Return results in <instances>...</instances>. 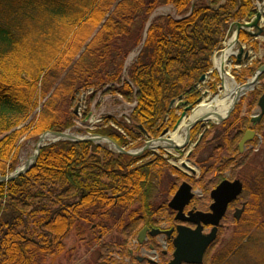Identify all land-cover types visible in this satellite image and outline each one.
Wrapping results in <instances>:
<instances>
[{
  "label": "trees",
  "instance_id": "16d2710c",
  "mask_svg": "<svg viewBox=\"0 0 264 264\" xmlns=\"http://www.w3.org/2000/svg\"><path fill=\"white\" fill-rule=\"evenodd\" d=\"M255 1L0 0V176L17 167L21 139L72 128L77 97L89 89L91 98L101 93L135 103L129 125L104 117L93 132L125 150L173 129L178 111L201 99L197 85L209 74L229 25L253 18ZM166 6L173 16L149 21ZM239 40L257 49L247 33L240 32ZM262 64L254 62L235 80L242 83ZM209 76L215 94L220 80L215 72ZM240 111L239 105L218 128L224 144L217 148V171L241 165L237 143L249 118ZM198 133L194 128L192 138ZM163 155L113 154L89 142L41 148L27 173L0 183V264H41L62 253L69 235L81 237L91 225L102 236L110 230L135 235L152 211L159 173L181 175L168 165L172 157ZM244 196L239 238L203 264H226L243 258L251 243L263 244L258 237L264 236V176L251 186L245 182Z\"/></svg>",
  "mask_w": 264,
  "mask_h": 264
},
{
  "label": "rangeland",
  "instance_id": "374dc122",
  "mask_svg": "<svg viewBox=\"0 0 264 264\" xmlns=\"http://www.w3.org/2000/svg\"><path fill=\"white\" fill-rule=\"evenodd\" d=\"M259 6V9L264 12V5L262 4H255V6ZM173 9L171 7H164L161 9H158L156 12L152 14L150 19H154L158 16H173ZM264 18V16H263ZM247 22V21H244ZM262 26H264V23H262ZM253 33H256L254 30H249ZM231 33V32H230ZM230 33L226 35L225 41L229 38ZM258 42V51L254 52L252 51V47L248 44L243 45L245 46V51H248L249 58H251V61H261L264 63V33H262L261 36L256 37L254 39ZM225 41L223 43V49L225 48ZM239 45H237V49L239 48ZM137 50V49H136ZM136 50L128 56L126 59L125 65L128 66L130 62L135 57ZM222 51V50H221ZM220 52V51H219ZM217 52L216 54H218ZM213 61V59H212ZM244 70V68H241L239 66H234V64H231L230 69H226V71L229 73L230 77L233 78L235 81V78L238 77L241 72ZM209 82L212 80L211 77L208 75ZM211 79V80H210ZM250 78L247 80H244L241 82H236V84H244L246 83ZM221 83V82H220ZM255 92L256 91H264V80H260V83L255 86ZM222 86L221 84L218 86V92L221 93ZM261 91V92H262ZM203 99L202 100H210L214 97V95L207 94L206 92H203ZM258 93V94H259ZM254 99V101H253ZM257 95H252L251 92H247V94L242 97L239 101L241 102V117L250 118L251 116H255V114L258 112L257 106ZM42 103V102H41ZM131 110L130 106H127V104L121 103L116 98H110V97H103L101 98L100 102L97 103L92 112L91 115H96V117H113L117 120L124 119L126 116L129 115V112ZM39 112V109H37L31 116L30 120H32L36 114ZM180 116V112L177 113ZM190 113L187 114V118H189ZM240 116V115H239ZM75 127L73 128V132L77 133L76 131H82L83 127L85 125H89V121H80L76 119L75 121ZM260 127L257 129L256 134L258 138H254V141H252L250 144H248L247 149L241 157L242 163L241 165L237 167H232L231 169L217 171L213 167L214 162L216 161L217 154V148L222 146L224 144L223 139L221 138L222 133L219 132L218 128H215V130H210L205 137H203L199 143L194 147L195 140L192 136L190 137V141L187 145L182 147L180 153H176L173 150H166L169 152L176 161L169 160V164H175L179 167L180 163H185L187 166H189L191 169L194 170L195 173H190L182 170L187 174L186 175H178L173 176L172 172L168 169L164 173H159L158 180L156 182V189L155 193L152 195V201H151V208L153 211L160 210L159 208L162 207V209H167V203L171 199V195L173 194L174 190L177 189V187L182 182L189 183L193 189L197 190L199 200L196 203V208L198 210H204L206 206H208L209 201V191L214 188L217 183L220 181L221 178H224V180H240L241 182L248 183L250 186L252 185V181L254 182V179L256 178V181L259 180L262 176H264V118L260 121L258 124ZM249 126V125H248ZM98 127V126H97ZM218 127V126H217ZM78 133V134H82ZM201 133V131L199 132ZM234 134L232 133V136ZM37 137H25L21 139L20 146L18 149V165H22L24 162L29 160V158L32 156L34 150H35V144L37 142ZM106 146H104L105 148ZM191 155L188 157L187 154L191 152ZM166 156V155H165ZM164 156V157H165ZM223 156V155H222ZM224 158V157H223ZM202 169L205 170V172H202ZM257 176V177H256ZM172 190V191H171ZM171 191V193H170ZM251 192H254L255 190H250ZM244 198V196H243ZM245 199V198H244ZM246 200V199H245ZM165 210V209H164ZM168 210V209H167ZM161 211V210H160ZM261 221V219H260ZM107 226H110L108 224ZM237 225L234 224V221L231 217V213L227 216V218L221 223V230H220V236L218 237L217 244L214 245L209 258H211L213 255L219 254L223 249H230L232 247L233 241L235 239H238L241 232H237ZM136 230H139V228H136ZM254 231V230H253ZM252 231V232H253ZM84 233V239H75L76 237L71 234L69 235L63 242L64 250H62V253H60L58 256L54 258L47 257L41 264H97L100 261L99 254L102 252L105 253V250L108 249L109 253H112L111 250H114L117 245H120V237L117 235L119 232L116 233V231H108V233L104 236V241L101 243L102 245H106L100 248L96 247L95 241L90 240L91 235L88 233L87 229L83 232ZM252 235V234H251ZM260 237H258V241L261 240V243H251L249 246H247L244 249L245 256L241 258V254L239 255L238 259H230L228 263L226 264H264V236L262 233H259ZM263 237V238H262ZM84 240V241H83ZM92 241V242H91ZM88 242V245H87ZM131 242V241H130ZM128 242V246L130 244ZM115 247V248H114ZM221 256V255H220Z\"/></svg>",
  "mask_w": 264,
  "mask_h": 264
},
{
  "label": "water",
  "instance_id": "95a60500",
  "mask_svg": "<svg viewBox=\"0 0 264 264\" xmlns=\"http://www.w3.org/2000/svg\"><path fill=\"white\" fill-rule=\"evenodd\" d=\"M261 13L258 12L255 16V18L249 23V24H234V28L236 30V41H238V36L241 30H248V29H255L257 30V33L253 34L250 33L251 36L257 37L262 34L263 29L258 26L259 22L261 21ZM242 55L244 56V59L247 58V53H243V50H239V54L237 56V61L240 62ZM264 74V64L257 69V71L253 74L252 78L241 87L244 88V92H249L254 89L256 84L258 83V79ZM205 80V76H202L200 78L199 82H203ZM241 95H239L229 111L221 118H219L217 121L211 122L212 124H220L223 122L226 118L229 117L230 113L233 111L236 103L239 101V98ZM258 107L261 110V115L264 114V94L260 97L258 101ZM189 109H186L181 114V119L186 116V112ZM259 116L256 119H253L258 121L260 120ZM181 119L177 122L174 130L178 126ZM207 121H197L193 123L186 134V139L184 144L179 146L172 145L168 140V145L165 147L166 149L181 150L182 147H184L189 142V131L196 126L197 124L201 123V127L203 128L205 126V123ZM49 135L51 139L49 142H45L44 137ZM168 135V130H164L159 138L156 140H152L150 142H147L140 150L138 151H125L124 149L120 148L118 145H116L113 141H111L108 138L100 137V136H88L84 138L71 136L68 134V132L64 133H52L48 132L43 135H41L38 138V141L36 143V149L33 154V156L30 158V160L26 161L24 165L16 168L14 172L7 176H0V183H6V182H12L21 175L25 174L27 171L31 169V167L35 164L39 151L42 147H45L48 144L56 143L59 141H65V142H81V141H87L92 142L94 144H105L108 146L109 150L118 154L128 155V156H138L145 150H157L162 149L163 147L157 146L156 148H152L153 143L162 142L164 140V137ZM254 134L252 132H247L244 137L241 139V141L238 144L239 152L241 153L243 150V147L245 143L253 138ZM174 168L179 170L176 166L173 165ZM183 167L188 169L189 171L193 172L190 168H188L185 164H183ZM242 192V185L239 181L229 182V181H223L219 184V186L216 187L214 191L211 193V198L214 200V203L210 207V213H201L196 212L192 214L194 217L192 220L186 219L183 215V209L184 207L189 203V201L193 198V194L191 193V187L187 183H183L179 189L177 190L176 194L174 195L173 199L169 203V207L178 212V215L176 216V220L180 221H188L192 222L193 224L197 225V228L195 230L187 229L186 227H179L178 229V236L175 240V252H174V259L171 264H202L204 254L207 250V248L213 243L216 237L217 232V226L219 225V222L225 215V212L227 210L228 205L234 201ZM244 205L242 209L236 210L233 217L236 221H238L243 213ZM200 224H203L204 226H213V230L209 235H202V227ZM145 230H143L139 235V241L142 240L144 236Z\"/></svg>",
  "mask_w": 264,
  "mask_h": 264
},
{
  "label": "flooded vegetation",
  "instance_id": "af4514ba",
  "mask_svg": "<svg viewBox=\"0 0 264 264\" xmlns=\"http://www.w3.org/2000/svg\"><path fill=\"white\" fill-rule=\"evenodd\" d=\"M215 188L216 187L209 191L208 206H206L204 210H201V212H210V207L214 203V200L211 198V193ZM193 192H195V197L183 210L185 214L184 217L190 220L194 218L192 214L200 211L196 208V203L200 197H198L197 190L193 189ZM245 202L246 200L241 196L232 201L229 204L227 213L222 219L221 223L227 218L229 213H231L233 216V213L237 209H241ZM159 209L161 211L152 210L151 213L146 215V218L142 220L144 223L140 227V230L147 229V231L145 232L141 243L138 241L137 237L135 239L131 238L132 235L126 233L125 236L122 235L120 237V245H117L116 248L114 247L116 249V254H114V250H111V252H113L109 253V250L106 249L104 254L102 252L99 254L100 261L97 264H171L174 259V252L176 250L174 244L179 234V227L184 226L187 229L194 230L197 228V225L193 224L191 221H184V223H182L180 220H176L177 213L171 209L167 208V210L164 208V210L162 207ZM221 223L217 229L215 241L208 247L205 255H208L213 249L214 245L217 244L218 237L220 236ZM201 227L203 235H208L213 230L212 226L201 225ZM84 238L85 237H81L79 239L82 240ZM104 238L105 237H103L102 233L100 232L97 237L91 236L90 240L95 241V246L101 249V247L106 246L101 244L103 243ZM128 242H130L129 246L127 244Z\"/></svg>",
  "mask_w": 264,
  "mask_h": 264
},
{
  "label": "bare ground",
  "instance_id": "6f19581e",
  "mask_svg": "<svg viewBox=\"0 0 264 264\" xmlns=\"http://www.w3.org/2000/svg\"><path fill=\"white\" fill-rule=\"evenodd\" d=\"M236 36L235 30H233L227 41H225V48L219 54L215 55L213 59L214 66L216 70L220 72L221 80H222V91L219 95L214 96L210 100H203L201 103L195 108L189 118H183L175 130H173L168 138H164L162 142L153 143L152 148L166 147L168 145V140L174 146H181L185 142L186 134L188 132L189 127L197 122V121H217L219 118L223 117L233 105L235 99L241 95V97L246 93L244 92V88L240 85L234 83L232 78L226 69L231 68L230 59L236 52ZM94 95L93 89L85 92L81 96V101L76 102L74 107V113L77 115L82 107L83 103H86L89 108L96 105L100 102L101 98L109 97L110 95H102L101 93L95 94L93 98L91 96ZM45 141L50 140L51 137L49 135L44 137ZM179 168L188 172L181 165Z\"/></svg>",
  "mask_w": 264,
  "mask_h": 264
}]
</instances>
